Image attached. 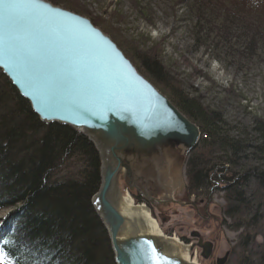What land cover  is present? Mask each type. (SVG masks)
I'll return each mask as SVG.
<instances>
[{"label":"trees","instance_id":"16d2710c","mask_svg":"<svg viewBox=\"0 0 264 264\" xmlns=\"http://www.w3.org/2000/svg\"><path fill=\"white\" fill-rule=\"evenodd\" d=\"M186 10L193 15L190 33L196 50H211L227 64L250 63L264 54V7L258 2L186 0ZM135 55L142 75L162 85L169 100L199 127V143L185 164L187 194L221 193L227 204L224 215L234 219V229L242 230L237 264H264V243L250 253L247 249L256 235L252 230L264 218V120L255 122L254 145L232 138L223 131L220 112L203 108L168 79L155 53ZM100 165L85 135L67 125L42 123L0 71V212L9 210L0 220V239L15 242L6 249L12 260L114 264L108 237L90 202L100 184Z\"/></svg>","mask_w":264,"mask_h":264},{"label":"water","instance_id":"95a60500","mask_svg":"<svg viewBox=\"0 0 264 264\" xmlns=\"http://www.w3.org/2000/svg\"><path fill=\"white\" fill-rule=\"evenodd\" d=\"M42 2L62 11L65 23L80 29L100 61L116 72L123 90L135 94L132 103L99 106L87 99L81 83L68 77L62 65L49 59L37 70L46 81L38 103L25 95L31 91L27 76L7 58L0 60L1 73L42 123L80 131L97 150L100 184L90 202L108 237L114 264H199L190 258L192 244L166 235L159 224L165 221L162 215L158 221L147 205L131 197L137 194L158 211L168 204L187 205L177 199L185 195L183 166L200 140L199 127L88 17L48 0ZM45 104L49 119L41 118ZM177 122L185 131L170 128ZM199 246L202 257L208 258L211 243Z\"/></svg>","mask_w":264,"mask_h":264},{"label":"rangeland","instance_id":"374dc122","mask_svg":"<svg viewBox=\"0 0 264 264\" xmlns=\"http://www.w3.org/2000/svg\"><path fill=\"white\" fill-rule=\"evenodd\" d=\"M249 2H258L264 7V0H245L246 4ZM55 5L73 8L75 11H71L93 20L95 26L128 54L134 65L139 64L135 53L141 54L147 50L155 53L168 79L178 83L190 97H196L203 108L220 112L225 134L232 138H243L250 145L256 143L257 135L253 127L257 119L264 120V54L254 57L250 63L242 62L241 66L236 62L227 64L222 56L215 55L211 50H196L190 33L194 20L192 13L186 10V0H63V3ZM155 86L167 96L162 85ZM246 155L248 159L251 158L250 152H246ZM247 162L251 167L254 164L250 160ZM183 178L185 195L177 200L185 201L187 205L168 204L162 207L160 214L165 220L163 223H160L156 211L151 212L152 216L159 221L166 235L193 245L189 253L191 260L199 264H217L218 259H225L221 264H237L243 251L239 245L242 230L234 229V219L224 215L227 204L222 194L212 192L208 201L195 193L193 201L194 197L186 192L185 165ZM249 185L252 190L255 189L254 183L250 182ZM121 186L123 188V184ZM131 197L137 202L134 195ZM191 204L197 205L199 210L196 211ZM8 212H0V220ZM3 229V223H0V237ZM194 231L213 243V249L206 259L193 241L191 233ZM252 232L256 235L253 242L248 243V253L254 251L256 245L264 243V218Z\"/></svg>","mask_w":264,"mask_h":264},{"label":"snow or ice","instance_id":"6c2138e0","mask_svg":"<svg viewBox=\"0 0 264 264\" xmlns=\"http://www.w3.org/2000/svg\"><path fill=\"white\" fill-rule=\"evenodd\" d=\"M63 16L42 0H0V60L7 58L27 76L31 91L25 95L41 101L46 81L37 70L51 59L62 65L68 77L81 83L90 102L99 106L132 103L135 94L123 90L116 72L100 61L81 30L65 23ZM48 110L45 104L42 119H49ZM170 128L185 131L178 122ZM12 246L15 242L11 238L0 239V264H19L6 250Z\"/></svg>","mask_w":264,"mask_h":264},{"label":"flooded vegetation","instance_id":"af4514ba","mask_svg":"<svg viewBox=\"0 0 264 264\" xmlns=\"http://www.w3.org/2000/svg\"><path fill=\"white\" fill-rule=\"evenodd\" d=\"M133 195H134L135 197H139L140 200L143 202V200L141 199L140 196H138L137 194H133ZM211 195H212V192H210V193L208 194L207 197H203L202 200L207 199V200L209 201ZM200 196H202V195H200ZM192 197H194V198H193V201H195L196 196H195V195H192ZM206 202H207V201H206ZM144 203H145V202H144ZM193 203H194V202H193ZM194 204H195V203H194ZM194 204H191V205L194 207V209H195L196 211H198V210H199V209H198V206H197V205L195 206ZM197 204H201V203L197 202ZM146 205L149 207V209H150L151 212H152V211H153V212L156 211V212H157V215L159 216L160 211H158L157 209H155L153 206L149 205L148 203H146ZM161 210H162V208H161ZM191 236H192L193 241H195V244H196L197 246H199V244H200V245H205V243L209 242V243H211V249H213V243H212L211 241H209V240H204L203 238H201L200 235H199V233H198L197 231L192 232V233H191ZM199 248L202 250V247L199 246ZM202 252H203V250H202ZM219 261H220V260L218 259V260H217V263H218Z\"/></svg>","mask_w":264,"mask_h":264},{"label":"bare ground","instance_id":"6f19581e","mask_svg":"<svg viewBox=\"0 0 264 264\" xmlns=\"http://www.w3.org/2000/svg\"><path fill=\"white\" fill-rule=\"evenodd\" d=\"M193 262H196L195 260H193Z\"/></svg>","mask_w":264,"mask_h":264}]
</instances>
